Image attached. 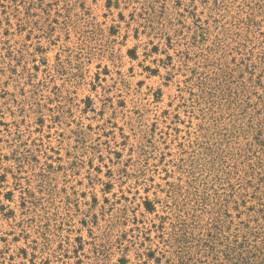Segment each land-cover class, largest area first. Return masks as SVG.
Masks as SVG:
<instances>
[{"label":"rangeland","instance_id":"obj_1","mask_svg":"<svg viewBox=\"0 0 264 264\" xmlns=\"http://www.w3.org/2000/svg\"><path fill=\"white\" fill-rule=\"evenodd\" d=\"M0 264H264V0H0Z\"/></svg>","mask_w":264,"mask_h":264}]
</instances>
